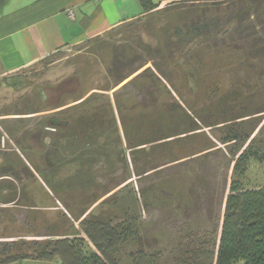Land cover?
I'll list each match as a JSON object with an SVG mask.
<instances>
[{"label": "rangeland", "instance_id": "rangeland-1", "mask_svg": "<svg viewBox=\"0 0 264 264\" xmlns=\"http://www.w3.org/2000/svg\"><path fill=\"white\" fill-rule=\"evenodd\" d=\"M211 3L162 1L105 38L61 48L0 76L3 147L21 151L19 140L28 149L29 144L43 146L36 174L44 182L51 180L62 203H56L58 215L57 210L38 213L33 221L38 227L28 221L25 208L5 205L0 210V251L5 241H14V256L62 238L54 234L75 227L73 214L81 215L99 198L106 211L114 205L125 212L114 220L120 227L132 224L142 240H134L136 249L142 244L156 254L158 264H172L189 234L207 237L214 225L210 216L223 214L217 196L194 202L189 188L200 174L206 177L205 186L216 190L225 170L228 183L235 176L239 187L263 184L264 78L254 66L263 63L264 68V61L248 60L231 46L208 49L197 37L185 43L192 35L185 33L184 23ZM115 55L135 59L122 72L137 69L116 86L108 74ZM234 132L248 135L246 146L254 153L239 177L233 163L228 165V146L221 140ZM5 156L15 168L27 164L16 150ZM25 180L1 178L0 192L10 193L9 182L23 192ZM104 212L100 207L96 214ZM45 216L52 218L50 225ZM76 223L70 237L83 236L80 221ZM50 228L59 230L52 233ZM129 246L122 245L120 255ZM4 256L0 252V259ZM56 261L25 259L20 264Z\"/></svg>", "mask_w": 264, "mask_h": 264}, {"label": "trees", "instance_id": "trees-1", "mask_svg": "<svg viewBox=\"0 0 264 264\" xmlns=\"http://www.w3.org/2000/svg\"><path fill=\"white\" fill-rule=\"evenodd\" d=\"M160 1L162 0L154 3L152 0H139L144 12L156 8ZM211 2L210 6L203 8L200 13L184 23L185 33L192 35L185 43L197 37L208 49L231 46L248 60L263 62L264 0H211ZM133 60L135 59L132 57L114 56L111 67L108 68L114 86L137 70L132 68L125 72H122L124 69L121 71L122 67ZM262 64L254 66V72L259 78H264ZM221 140L228 146L227 152L230 156L228 165L233 163V171L238 177L241 176L254 156L246 146L248 135L243 137L240 133L234 132L225 135ZM261 152L264 153V146ZM228 175L225 170L219 179L220 187L218 186L217 190L215 186L211 187L212 189L205 186L207 180L201 174L190 186L189 193L196 204L204 199L206 203L213 201L217 196L219 203H223V214L219 212L218 216H210L214 225L207 237L202 238L198 233L189 234L172 264H264V182L257 187H239L240 178L237 180L232 176L228 183ZM6 176L19 181L26 179L23 186L27 184V180L34 179V173L26 164L15 168L10 163H4L0 166V179ZM199 185L204 189H199ZM227 186L229 193L225 195ZM6 188L10 193L4 194L5 203L13 201L17 196L13 183L9 182ZM100 207L102 206L96 210ZM115 218H112L111 210L105 211L100 217L95 212L94 215L90 214L80 221L83 229H79V233L83 236L60 238L52 243L46 242L40 245V248L36 242L32 252L16 253L14 256L10 255L15 245L14 241H5L4 248L0 251L5 256L0 259V264H20L25 259L53 258L58 259L61 264H117L120 260L121 246L130 241H138V237H135L132 224L122 225L131 221L120 220L122 223L120 227ZM138 239L142 243V240ZM128 256L135 264H158L156 254L144 250L142 244L140 248L138 245L136 250L130 251Z\"/></svg>", "mask_w": 264, "mask_h": 264}, {"label": "crops", "instance_id": "crops-1", "mask_svg": "<svg viewBox=\"0 0 264 264\" xmlns=\"http://www.w3.org/2000/svg\"><path fill=\"white\" fill-rule=\"evenodd\" d=\"M158 1L152 0L154 3H158ZM68 9L73 11L72 18L67 14ZM143 13L145 12L142 10L139 0H0V76L15 72L44 59L61 48L105 38L104 36L114 29L140 17ZM9 116L3 115L2 117L10 118ZM51 121L49 124H54V121ZM3 122L0 125V166L6 163L5 155L8 154V151L16 150L20 155H25L24 160L27 161L26 165L34 173V179L29 184L27 183L23 186V192L18 187L17 196L11 202L5 203L2 200L4 196L3 192H0V205L4 206L0 207V210L5 208L7 204H10L9 206L13 207L14 210L17 206L25 208L28 221H31L38 227V223L35 224L33 222L38 221V213L43 212L46 214L47 212L45 211L47 210H57L54 213L58 215L60 208L56 203L62 204L60 202L61 198H57L54 193L55 185L51 180L47 178L44 182L36 174V171H38V157L45 151V148L39 145L33 147L29 144L28 149L25 148L27 144H24V141L20 140L17 143L23 147L24 151H21L24 154L18 151V149L14 148L13 150V147L4 148ZM64 125L65 123L63 122L55 126ZM41 135L38 137V141L40 142L44 140L41 138ZM31 139L34 140L32 136L29 137V141ZM31 160L34 161L33 163L37 167L36 170L34 169V165H32L33 167L31 166ZM64 171L66 170L64 169ZM103 197L101 196V198ZM100 202L99 198L92 200L84 213L81 215L74 213L75 227L64 228L65 232L60 231L61 233L58 232L59 229L50 228L51 232L53 233L54 230L58 232L54 234L56 235L55 237H70L69 233L72 230L76 231V228H78L77 221H81L90 214L94 215L99 206H102L106 211L107 205ZM111 206L113 209V211L111 210L112 218H122L124 216L125 212H122L120 209L118 210L114 205ZM44 219L49 221L47 225H50L53 221L52 218L50 219L46 216ZM128 244L130 246L123 252L124 255H119L120 260L117 264H135L128 256L130 251L136 250L134 241H130ZM57 263L58 261L53 264ZM59 264L61 263L59 262Z\"/></svg>", "mask_w": 264, "mask_h": 264}, {"label": "built area", "instance_id": "built-area-1", "mask_svg": "<svg viewBox=\"0 0 264 264\" xmlns=\"http://www.w3.org/2000/svg\"><path fill=\"white\" fill-rule=\"evenodd\" d=\"M67 14L70 18L73 17V11L71 9H68Z\"/></svg>", "mask_w": 264, "mask_h": 264}]
</instances>
